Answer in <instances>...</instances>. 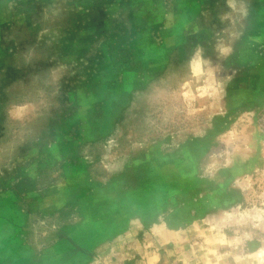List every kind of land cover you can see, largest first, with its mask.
Instances as JSON below:
<instances>
[{
    "label": "rangeland",
    "instance_id": "obj_1",
    "mask_svg": "<svg viewBox=\"0 0 264 264\" xmlns=\"http://www.w3.org/2000/svg\"><path fill=\"white\" fill-rule=\"evenodd\" d=\"M212 6L0 0V264H264V0Z\"/></svg>",
    "mask_w": 264,
    "mask_h": 264
},
{
    "label": "crops",
    "instance_id": "obj_2",
    "mask_svg": "<svg viewBox=\"0 0 264 264\" xmlns=\"http://www.w3.org/2000/svg\"><path fill=\"white\" fill-rule=\"evenodd\" d=\"M180 1L178 0L176 2V0H175V4H177V8L175 9V11H176V16H177V23H179V25H181V27L184 26L185 27V28H183V29H185L184 31H187V33L185 32L186 33L185 35H184V33H182V36H187L188 38L200 37L201 35H199V33H197L196 31L203 30L205 27L204 26H198L196 24L199 23V20L202 16H205V13H207L209 15L212 14V17H213V15H214V13L212 12V8H214L212 6L213 0H180ZM123 2H124L123 4L118 5L120 13L125 14V16L127 18H131V14H133L130 11L132 6L129 7V5H130L129 1H123ZM146 4L148 5V3H146V2L143 5L145 6ZM149 5L151 6L152 4L149 3ZM85 7L87 8V6H85ZM115 11H114V13H115ZM102 12L105 13L103 10H102ZM102 12H101V14H103ZM253 12H255V11H253ZM253 12L250 13V19H249L250 20L249 22L251 23L250 30H249V26H247V25H246L245 30L243 29V27L240 30L241 31L240 32V35H241L240 39H244L245 41L243 40V42H245V44L249 38L258 39L259 37L264 36V31L258 29L259 20L262 16L260 17ZM243 22H248L247 14H246ZM213 26L214 25H209L208 30H207V38L214 37L213 36L214 35L213 34ZM241 48H242L241 52L243 51L246 53L248 50V49H246L244 51L243 46H241ZM179 50H182V49H178V51ZM175 53L177 54V50L175 51ZM246 66H247L246 62H240V67H241L240 69L241 70L244 69V67L246 69Z\"/></svg>",
    "mask_w": 264,
    "mask_h": 264
},
{
    "label": "trees",
    "instance_id": "obj_3",
    "mask_svg": "<svg viewBox=\"0 0 264 264\" xmlns=\"http://www.w3.org/2000/svg\"><path fill=\"white\" fill-rule=\"evenodd\" d=\"M157 165L162 166L163 169H164V168H165L164 166H165V165H169V164H168L167 159L163 158V159H160V160L157 162L156 166H157ZM149 167H150V168H149L148 172H149V176L151 177L152 174H154V175L156 174V171H157V170H156L155 167L152 166V162H150ZM162 167H161V174H163V173H162ZM159 171H160V169H159ZM150 172H151V173H150ZM154 175H152V176H154Z\"/></svg>",
    "mask_w": 264,
    "mask_h": 264
}]
</instances>
